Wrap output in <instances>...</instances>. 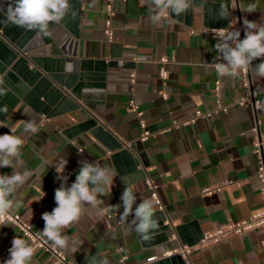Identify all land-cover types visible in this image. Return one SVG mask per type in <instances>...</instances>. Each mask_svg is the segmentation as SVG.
Instances as JSON below:
<instances>
[{
  "label": "crops",
  "instance_id": "1",
  "mask_svg": "<svg viewBox=\"0 0 264 264\" xmlns=\"http://www.w3.org/2000/svg\"><path fill=\"white\" fill-rule=\"evenodd\" d=\"M201 1L221 6L227 0ZM252 2L231 0L233 10L229 18L233 19L235 13L239 17L243 38V20L259 22L264 17V0H259L257 11H244ZM105 6V0H81L79 34L75 40L78 60L89 63L94 77L105 73V88L92 93L95 101L89 107L72 95L71 98L122 148L111 151L90 131L82 130L80 126L86 120L80 112L47 118L20 102L4 119L0 118V135L10 133V129L22 135L24 146L16 170H27L29 174L15 195L11 212L39 233L44 228L42 214L56 207L55 190L62 183L56 169L61 168L63 160H67L63 175L68 177L69 186L75 181L82 160L99 161L116 173L110 196L98 197L104 203L97 207L86 205L80 218L64 230L69 237L65 248L45 239L72 264H150L155 256L188 245L201 234L264 210L252 132L258 124L264 135V77L249 70L251 88L260 106L255 109L250 102L241 104L248 92L242 72L235 77L220 76L214 67L220 60L215 50L217 39L198 33L203 28L222 29L207 24L203 8L195 9L190 18L168 12L155 21L151 0L116 1L114 40L109 43L104 35ZM221 17L222 14L219 20ZM162 58L168 63H160ZM29 67L36 66L31 62ZM162 68L168 73L167 80L160 77ZM132 74L136 76L134 84ZM131 102L140 107L153 133L147 142L140 140L142 129ZM220 106L226 111L219 110ZM197 111L213 116L200 118L180 130L164 132L172 122H184ZM29 120L35 122L36 132H24V122ZM12 171L10 167L0 168V174L11 175ZM148 178L158 188L166 224L172 227L167 241L149 242L151 237L145 238L135 230L133 217L124 215L120 198L125 186L133 188L137 204L144 198L152 200L146 186ZM226 180L242 185L226 187L211 196L202 194ZM118 204L121 207L100 211ZM153 206L154 214L159 212L154 202ZM15 237L29 242L15 225L6 223L0 227V264L9 257ZM188 262L264 264V230L218 244L196 246ZM32 264H54V260L48 252L36 249Z\"/></svg>",
  "mask_w": 264,
  "mask_h": 264
},
{
  "label": "clouds",
  "instance_id": "2",
  "mask_svg": "<svg viewBox=\"0 0 264 264\" xmlns=\"http://www.w3.org/2000/svg\"><path fill=\"white\" fill-rule=\"evenodd\" d=\"M151 3L156 13L152 19L159 21L168 12L175 16L186 13L190 10L193 0H151ZM258 6L259 0H253L246 5L244 11L255 12ZM69 7V0H13L7 10V19L17 26L44 31L49 22H58L62 19ZM221 8L224 6L221 5ZM243 26V39L239 29L227 27L219 30L215 50L221 62L214 65L215 70L220 76L235 77L241 71L252 69L257 76L264 77V17L259 22L245 18ZM256 60L260 62L253 64ZM66 70L70 72L72 66L68 65ZM2 94L3 90H0V95ZM6 111V106L0 108V113ZM23 130L36 132L37 126L31 120L25 121ZM23 146L22 135H16L14 129H10V133L0 135V168L10 167L13 170L11 175L0 174V217L10 214L16 202V193L29 179L27 170L23 172L16 170ZM66 164L67 160L64 159L61 168L56 169L58 178L62 180L60 187L55 190L56 207L51 212L42 214L44 228L39 231L42 238H46L61 249L69 242L64 230L80 218L86 205L97 207L103 204V199L98 197L110 196L116 179V173L99 161L82 160L76 179L69 186L68 177L63 175ZM120 199L124 215L133 217L132 223L138 233L147 234L157 227L151 199H141L137 204V195L131 186H125ZM119 207L120 204L108 205L100 211L103 213ZM33 255L34 249L31 244L15 237L9 249V257L3 264H32Z\"/></svg>",
  "mask_w": 264,
  "mask_h": 264
},
{
  "label": "water",
  "instance_id": "3",
  "mask_svg": "<svg viewBox=\"0 0 264 264\" xmlns=\"http://www.w3.org/2000/svg\"><path fill=\"white\" fill-rule=\"evenodd\" d=\"M12 3L13 0H0V90H3L0 108L7 107L6 113H0V118L4 119L20 102L47 118L80 112L86 120L80 126L82 130L90 131L111 151L120 150L122 146L112 135L71 98L72 95L89 107L95 101L92 93L105 88V73L94 77L89 72V63L78 60L75 40L79 34L81 0H69L70 7L63 18L58 22H49L44 31L17 26L8 21L7 10ZM223 6L222 9L220 5L213 6L195 0L184 14L190 18L195 9L203 8L208 25L227 28L232 20L229 18L230 0ZM31 62L36 66L34 69L29 67ZM68 65L72 66L70 72L66 70ZM132 150L136 151V148ZM154 218L157 227L143 237H151L149 242L153 243L160 239L167 241L172 227L166 224L165 214L157 212ZM203 238L201 234L188 245L195 247ZM150 264L187 263L181 256H172Z\"/></svg>",
  "mask_w": 264,
  "mask_h": 264
},
{
  "label": "built area",
  "instance_id": "4",
  "mask_svg": "<svg viewBox=\"0 0 264 264\" xmlns=\"http://www.w3.org/2000/svg\"><path fill=\"white\" fill-rule=\"evenodd\" d=\"M106 6H105V14H106V20H105V30L104 35L109 43H112L114 40V29H113V17H114V11H113V4L116 1L121 2H127L129 0H105ZM231 2V0H230ZM231 10L232 9V3H231ZM231 29H239L241 32V39H243V31L242 26L239 17L235 13V17L231 20L230 26ZM218 28H203L198 33L210 37L213 39L218 38L219 33ZM193 34L196 32L192 31ZM221 62L220 60L217 62ZM160 63L167 64L168 60L166 58H162ZM242 72V79L244 82L245 87L247 88L248 92L241 100V104H244L245 102H250L254 106L255 109H257L260 106V102L256 99V92L251 88L250 84V71H241ZM160 77L162 80L168 79V73L167 71L162 68L160 71ZM136 80L135 74H132L131 76V83L134 84ZM219 82H217L216 90L219 91ZM166 98V95H164ZM131 110L137 115L139 118V124L142 129V134L140 136V140L142 142H147L152 136L153 133L149 131L145 121H144V113L140 110V107L135 103L131 102L130 104ZM219 110L226 111L225 108L219 107ZM213 113H203L201 111H197L195 115L184 121V122H172V124L167 127L164 132H171L173 130H180L185 127H189L191 125H194L198 119L200 118H212ZM252 132L255 134V141H254V153L256 154L258 158V169H257V179L260 183V197L262 201L264 202V135H262L259 131V126L256 124L252 128ZM242 184L238 181H231L226 180L222 184H219L217 186H213L211 188H207L202 191V194L205 196H211L216 193H221L224 191L226 187H240ZM146 186L151 191V198L153 202L158 207L159 212L164 213L165 212V206L159 196L158 188L155 185L154 181L150 178L146 180ZM10 223L15 225L18 230L21 232V234L31 243V246L34 250H44L48 252L54 260V264H72L70 263L65 255L57 250L55 246L50 244L45 238H42L39 233L35 232L33 227L25 222L23 218L20 215L14 214L10 212L9 215L5 217H0V227H2L4 224ZM257 230H264V210L262 212H259L257 214H254L250 216L248 219L228 224L225 226L220 227L217 230H214L212 232H209L208 234L204 235L203 240L197 245V246H207L211 244H218L223 240H226L231 237L235 236H242ZM196 247V246H195ZM195 247H190L188 245H180L178 247H175L165 253H163L161 256H155L150 260V263L157 262L160 260H164L167 258H170L172 256H181L183 260L189 264V257L192 254Z\"/></svg>",
  "mask_w": 264,
  "mask_h": 264
}]
</instances>
